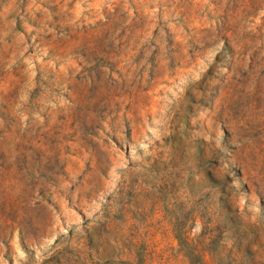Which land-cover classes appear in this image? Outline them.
Wrapping results in <instances>:
<instances>
[{"label": "rangeland", "instance_id": "rangeland-1", "mask_svg": "<svg viewBox=\"0 0 264 264\" xmlns=\"http://www.w3.org/2000/svg\"><path fill=\"white\" fill-rule=\"evenodd\" d=\"M0 264H264V0H0Z\"/></svg>", "mask_w": 264, "mask_h": 264}]
</instances>
